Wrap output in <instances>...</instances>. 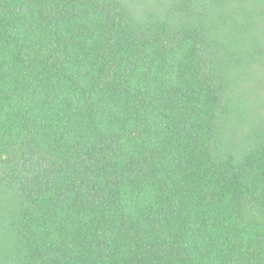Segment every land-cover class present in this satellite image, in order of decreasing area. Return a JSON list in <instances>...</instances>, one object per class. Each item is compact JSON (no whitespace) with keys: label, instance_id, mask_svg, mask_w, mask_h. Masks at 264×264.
<instances>
[{"label":"trees","instance_id":"trees-1","mask_svg":"<svg viewBox=\"0 0 264 264\" xmlns=\"http://www.w3.org/2000/svg\"><path fill=\"white\" fill-rule=\"evenodd\" d=\"M0 264H264V0H0Z\"/></svg>","mask_w":264,"mask_h":264}]
</instances>
